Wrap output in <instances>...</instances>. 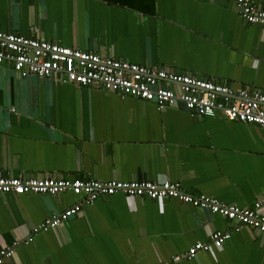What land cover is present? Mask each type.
<instances>
[{"label": "crops", "instance_id": "1", "mask_svg": "<svg viewBox=\"0 0 264 264\" xmlns=\"http://www.w3.org/2000/svg\"><path fill=\"white\" fill-rule=\"evenodd\" d=\"M264 8V0H255ZM0 30L188 73L264 93V26L232 0H0ZM0 168L9 175L166 180L225 203L264 196V127L159 109L118 92L0 69ZM59 194L0 192V246L7 264H159L225 217L168 197L100 195L60 225L46 218L82 201ZM264 212V207L262 208ZM172 264H264V232L234 230L221 248Z\"/></svg>", "mask_w": 264, "mask_h": 264}, {"label": "built area", "instance_id": "2", "mask_svg": "<svg viewBox=\"0 0 264 264\" xmlns=\"http://www.w3.org/2000/svg\"><path fill=\"white\" fill-rule=\"evenodd\" d=\"M247 21L264 26V8L255 0H232ZM9 65L22 76L56 77L61 81L91 86L153 101L159 109L183 103L197 116H221L229 120L264 127V93L241 90L239 97L232 94L226 83L203 79L188 73L169 72L163 68L114 58L98 52L64 46L38 36L0 30V69ZM0 192L23 194H59L72 192L82 195L79 201L62 212L52 215L33 228V233L60 225L81 210L84 202H93L100 195L125 194L131 200L145 196L154 200L175 197L219 214L232 223V228L214 230L208 241H197L188 250L173 256L172 264L195 256L200 251L214 252L241 226L264 232V196L249 205L225 203L205 194H194L181 189L179 182L166 180H99L53 175H9L0 168ZM15 245L0 246V264L13 257Z\"/></svg>", "mask_w": 264, "mask_h": 264}]
</instances>
